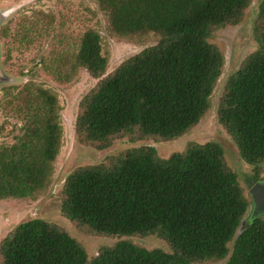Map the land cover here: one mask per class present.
<instances>
[{
  "label": "trees",
  "instance_id": "trees-1",
  "mask_svg": "<svg viewBox=\"0 0 264 264\" xmlns=\"http://www.w3.org/2000/svg\"><path fill=\"white\" fill-rule=\"evenodd\" d=\"M95 1L109 34L131 42L151 35L155 40L85 94L75 120L77 137L103 149L119 135L181 136L208 110L221 73L224 57L211 36L238 24L251 0ZM257 9L256 48L227 78L217 116L241 159L252 166L250 178L261 181L264 1ZM66 63L102 76L107 61L100 34L85 31L74 60ZM58 111L55 95L36 88L22 113L21 135L0 148V200L33 198L49 185L60 146ZM60 201L61 215L92 235L157 234L170 251L119 240L89 257L56 224L33 218L0 240V264H264V218L249 216L240 226L248 202L215 142L191 143L167 158L154 147L138 146L111 161L79 167L66 177Z\"/></svg>",
  "mask_w": 264,
  "mask_h": 264
},
{
  "label": "rangeland",
  "instance_id": "rangeland-1",
  "mask_svg": "<svg viewBox=\"0 0 264 264\" xmlns=\"http://www.w3.org/2000/svg\"><path fill=\"white\" fill-rule=\"evenodd\" d=\"M262 1L251 0L238 24L218 29L211 36L210 42L222 52L224 62L209 98V108L197 124L172 140L136 139L135 135L125 134L112 137L105 148L99 149L81 141L75 132L80 101L104 76L150 41L153 42L155 37L151 35L148 41L139 38L131 42L109 34L105 16L95 0H0V68L5 75L0 83V148L12 145L21 135L22 113L28 102L34 100L36 88L46 89L55 95L61 132L47 188L33 198L0 200V240L19 223L40 218L56 224L78 240L89 257L96 255L100 247L111 246L119 240H130L137 246L168 252V243L157 234L98 236L70 222L60 213L64 181L79 167L111 161L138 146L154 147L160 158H167L174 152L184 151L191 143L206 142L221 146L226 167L237 175L242 194L248 202L240 223L241 227L245 226L251 208L246 180L253 173V168L241 159L235 142L219 123L217 107L227 78L256 48L252 31L258 4ZM88 29L100 34L101 53L107 61L104 74L98 78L90 76L82 68L72 70L66 63L74 60V53ZM56 72H60L58 79ZM66 75L71 76L66 79ZM258 176L264 181V163L259 165ZM224 263L225 260H218L199 264Z\"/></svg>",
  "mask_w": 264,
  "mask_h": 264
},
{
  "label": "water",
  "instance_id": "water-1",
  "mask_svg": "<svg viewBox=\"0 0 264 264\" xmlns=\"http://www.w3.org/2000/svg\"><path fill=\"white\" fill-rule=\"evenodd\" d=\"M1 19V14H0ZM5 79L3 71L0 68V83ZM248 192L251 198V210L250 217L263 216L264 215V181L259 182L254 178H248L246 180ZM242 224H240L241 226Z\"/></svg>",
  "mask_w": 264,
  "mask_h": 264
},
{
  "label": "flooded vegetation",
  "instance_id": "flooded-vegetation-1",
  "mask_svg": "<svg viewBox=\"0 0 264 264\" xmlns=\"http://www.w3.org/2000/svg\"><path fill=\"white\" fill-rule=\"evenodd\" d=\"M257 181V180H256ZM259 182H263V181H259ZM251 210V209H250Z\"/></svg>",
  "mask_w": 264,
  "mask_h": 264
}]
</instances>
